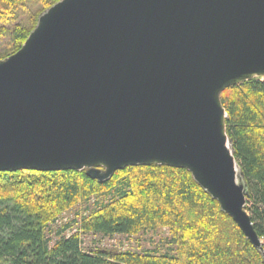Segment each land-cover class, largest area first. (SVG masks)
<instances>
[{
	"label": "water",
	"instance_id": "water-1",
	"mask_svg": "<svg viewBox=\"0 0 264 264\" xmlns=\"http://www.w3.org/2000/svg\"><path fill=\"white\" fill-rule=\"evenodd\" d=\"M264 79V0H60L0 60V172L188 171L261 250L220 95Z\"/></svg>",
	"mask_w": 264,
	"mask_h": 264
},
{
	"label": "trees",
	"instance_id": "trees-1",
	"mask_svg": "<svg viewBox=\"0 0 264 264\" xmlns=\"http://www.w3.org/2000/svg\"><path fill=\"white\" fill-rule=\"evenodd\" d=\"M60 0H0V40L16 53L38 18ZM225 132L245 191V211L261 242L255 248L185 169L134 166L98 182L86 171L0 172V264H264V79L220 95ZM102 202L64 226L52 245L45 231L91 198ZM166 230L172 253H86L81 234L136 236Z\"/></svg>",
	"mask_w": 264,
	"mask_h": 264
},
{
	"label": "rangeland",
	"instance_id": "rangeland-1",
	"mask_svg": "<svg viewBox=\"0 0 264 264\" xmlns=\"http://www.w3.org/2000/svg\"><path fill=\"white\" fill-rule=\"evenodd\" d=\"M8 39L0 40V53L8 51ZM243 184L241 180L238 181ZM102 202L100 198L93 197L87 203H81L64 212L54 223L50 224L46 229L45 234L52 245L59 237L56 233L61 231L64 226L69 225V228L63 233L68 236L77 231L80 218L87 216L96 208V204ZM248 214V213H247ZM81 249L86 253L104 252L109 254L119 252H137L144 251L157 252L160 254L172 253L174 246L170 243V237L166 230H158L155 233L145 232L136 236L112 235L104 236L101 234H81Z\"/></svg>",
	"mask_w": 264,
	"mask_h": 264
}]
</instances>
